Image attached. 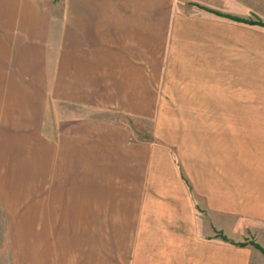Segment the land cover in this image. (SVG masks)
<instances>
[{"label":"crops","instance_id":"obj_1","mask_svg":"<svg viewBox=\"0 0 264 264\" xmlns=\"http://www.w3.org/2000/svg\"><path fill=\"white\" fill-rule=\"evenodd\" d=\"M190 1L208 13L183 0H0V209L11 264H227L226 242L210 237L225 227L227 200L234 215L264 220V130L248 145L261 158L253 171L241 155L231 160L233 197L223 151L195 176L171 143L139 139L140 122L193 89L202 103L223 89L242 119L240 87L229 92L218 68L253 26L257 0ZM232 135L240 150L242 130ZM126 231L136 233L131 245L98 255L90 234ZM61 233L89 234L85 255L55 256Z\"/></svg>","mask_w":264,"mask_h":264},{"label":"rangeland","instance_id":"obj_2","mask_svg":"<svg viewBox=\"0 0 264 264\" xmlns=\"http://www.w3.org/2000/svg\"><path fill=\"white\" fill-rule=\"evenodd\" d=\"M183 4H185L183 7L186 11L194 10L193 4H195L201 7L198 8L199 12L208 13V8L194 1L183 0ZM251 13L248 15L247 21H251L253 26L250 29L242 27L241 42H235V45L230 47L227 45L225 67L221 63V67L218 68L219 70L225 69V80L221 78L220 84L231 88L229 92H233L232 87L235 86L237 94L238 87H240L241 120L235 118L238 115V105H233L234 98L222 95L224 94L223 89L215 91L219 92L220 96L215 93L216 96L211 95L208 100L204 99L207 101L206 103H202L201 90L193 89L192 93L195 95L192 97H177V99L174 98L177 103L162 106V112L155 121L140 122L142 125L139 139L171 143L177 151L179 164L183 169L186 163L190 164L195 176L197 171L201 173L203 165L209 167L213 161H217L213 156L216 159L218 150L223 151L221 154H224L227 166V191L229 188L231 189L229 190L231 197H233V179L229 176L233 172L231 162L234 161V158L237 159L238 155L242 156V160L245 162L242 166L243 172L246 173L253 171L257 166L256 162L261 160L260 156H256L259 150L248 145L250 140L261 139L262 137L257 135L264 130V0H257V8L252 9ZM238 19L246 21L245 18ZM213 66L214 62L211 60V69ZM196 94L198 95L196 96ZM179 100H192L196 103L179 104ZM68 108L71 109V107ZM63 112L65 113V111ZM78 113L88 112L73 110V113L68 114L76 115ZM237 128L242 130L243 146L240 150L233 146L234 137L232 134L233 130ZM218 141H224L225 144L218 146ZM249 154L254 155L252 158L253 168L247 163L250 160ZM230 166L231 168H228ZM233 207V200H227L225 227L215 228V234L210 237L226 242L227 264H242V262H244L243 264H264V220H258L255 216L234 215ZM210 219L212 220V218ZM213 219L217 224V217ZM121 220L122 218H114L115 225L121 226ZM135 222L131 219L130 230L135 229ZM124 224H126L125 221ZM9 226L8 218L0 209V264H11ZM90 236L92 242L97 240L99 256L106 255L107 252L114 256L118 252V243L120 241H124L126 244L127 241L132 242L135 240L136 233L134 231L98 232L90 234ZM58 239L65 245L62 249H54L55 256L74 258L81 257L87 252L85 246L89 241V234L61 233L58 235ZM112 244L113 246H111ZM246 249L250 250L247 254L243 253V250Z\"/></svg>","mask_w":264,"mask_h":264}]
</instances>
